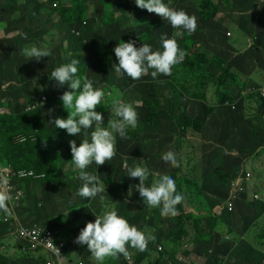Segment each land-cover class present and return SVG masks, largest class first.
Returning <instances> with one entry per match:
<instances>
[{"label": "rangeland", "instance_id": "obj_1", "mask_svg": "<svg viewBox=\"0 0 264 264\" xmlns=\"http://www.w3.org/2000/svg\"><path fill=\"white\" fill-rule=\"evenodd\" d=\"M7 1L0 3V29L13 26L19 37L30 41L28 46L47 47L51 55L29 60L21 52L26 45L15 52L21 61L15 75L38 86L15 80L17 86L10 89L12 83L7 84L0 75V88L5 87L4 96L10 97L12 105L6 118L0 117V147L7 148L6 158L12 160L8 165L34 176L17 183L23 200L14 209L23 205L17 218L21 222H10L14 231L9 238L0 234V264H36L28 255L19 254L20 242L13 236L18 228L56 227L65 234L72 232L74 241L79 230L105 208H115L129 224L152 237L147 245L160 247L174 262L181 256L182 264H264V213L255 215L264 211V99L258 94L264 76V6L257 5V0H164L170 8L183 9L197 20L191 35L184 32L176 37L178 47L186 53L185 70L197 71V77L191 72V83L181 80L195 94L196 100H188L185 93L175 96L169 75L153 78L149 69L133 80L115 73L109 64L120 41L131 40L136 47L148 43L157 50L162 34L172 38L177 31L158 14L138 8L133 0H26L24 6L18 3L14 7ZM13 8L23 16L16 19L10 13ZM37 11L42 18L34 21L38 26H30ZM77 12L84 15L75 23ZM53 18L56 25L49 26L54 25ZM83 32H89L91 38L83 36L85 46L79 54L70 41L82 39ZM109 50L112 55L105 56ZM73 58L81 60L77 75L91 78L106 93L95 107L102 114L101 126L106 127L113 118L112 99L117 94L138 113L137 126L128 130L127 139L117 136L114 157L88 167L100 188L91 199L77 194L82 181L72 165L69 147L70 140L79 145L90 135H69L49 123L55 117H67L59 97L70 89L59 87L48 74ZM81 65L89 71L80 73ZM39 95L47 100L29 110L28 106L36 104L32 99L37 101ZM156 101L159 109L152 113ZM193 122L200 129L186 127ZM168 151L176 154L178 166L161 159ZM135 164L149 169L146 186L163 175L174 179L184 197L176 206L178 215L161 216L159 208L150 209L143 203L131 187L139 179L126 175L127 168ZM247 201L254 205L249 219L252 209ZM0 216L9 217L2 212ZM29 219L46 222L28 223ZM73 245L67 259L97 264L86 245ZM138 253L134 264H170L158 262L156 253ZM118 260V255L107 257L104 264H117Z\"/></svg>", "mask_w": 264, "mask_h": 264}, {"label": "clouds", "instance_id": "obj_2", "mask_svg": "<svg viewBox=\"0 0 264 264\" xmlns=\"http://www.w3.org/2000/svg\"><path fill=\"white\" fill-rule=\"evenodd\" d=\"M133 2L138 8L158 14L177 31L172 38L162 34L160 48L157 50H153L148 43L136 47L131 40L116 43L113 52L117 63L112 64L113 70L115 73L126 75L133 80L149 73V69H152L150 75L153 78L160 74L170 75L172 67L182 63L186 55L185 51L178 47L176 37L182 36L184 32L191 35L197 27L196 17L187 14L183 9L170 8L164 0H133ZM256 4L264 6V0H257ZM21 52L29 60L35 61L51 55L47 47H38L35 44L23 48ZM80 63L79 58H73L69 62L55 67L48 74L49 79L55 80L59 87L67 85V88L70 89L65 90L59 97L62 107L68 112L67 117H55L49 123L55 128L64 129L69 135H90V139H82L79 145L74 140H70L69 147L72 165L74 170H78V178L82 181V186L78 189L77 194L91 199L96 197L100 188L97 186V176L90 173L87 170L88 167L92 164L102 165L114 157L117 136L127 139L128 130L137 126L138 113L132 103L122 102L117 98L119 95L117 94L112 99L114 116L108 120L106 127L101 126L103 123L102 114L96 111L95 107L101 105L106 93L102 88L97 87L91 78L77 75ZM0 90H2L0 105L4 108L0 115H4L10 112L12 105L10 97L4 96L7 90H3L2 87ZM42 97L45 95H39L37 101L34 98L32 101L42 102ZM89 128L92 129L90 132ZM20 142H22V138H20ZM161 159L172 167L178 166L176 154L172 151L163 153ZM0 164L4 167L1 161ZM126 175L139 179V183L131 187L138 191L143 203L148 208H159L161 216L175 217L178 215L179 210L176 206L183 201L184 197L181 192L177 191L176 183L171 176L163 175L151 186H146L145 181L149 176V169L140 164L128 167ZM21 181L17 179L13 181L17 191H19L18 185ZM131 187L129 195H131ZM11 200L12 195L8 191V178L0 176V212L9 216L13 214L9 204ZM94 217L93 221L87 222L79 230L74 242L86 245L97 264H104L107 257L118 255V259H122V255H128V247L143 251L152 239L135 225L129 224L115 208L111 210L105 208L101 214Z\"/></svg>", "mask_w": 264, "mask_h": 264}, {"label": "built area", "instance_id": "obj_3", "mask_svg": "<svg viewBox=\"0 0 264 264\" xmlns=\"http://www.w3.org/2000/svg\"><path fill=\"white\" fill-rule=\"evenodd\" d=\"M260 87L258 89L259 96L264 99V76L263 81L260 83ZM42 102H36L33 106L28 107L29 110L35 109L39 103H44L47 98L42 97ZM4 102V101H2ZM1 103V100H0ZM35 103V102H34ZM1 113H3L4 108L0 105ZM0 176H6L8 178V191L12 195V200L9 204L17 205L20 204L21 200H23V195L20 191H17L13 185L14 179L23 180L26 178L34 177L33 174H27L24 172H15L11 168L2 167L0 164ZM10 220V221H9ZM1 221V220H0ZM13 221L12 219H4L3 223H9ZM2 222V221H1ZM16 223V221H14ZM13 236L16 238L18 242L22 244L21 253L34 255L36 258H41V262L43 264H69L67 260V254L72 250V240L66 238L62 232L46 228V227H33V228H23L20 227L18 230L13 233ZM150 248L147 245L146 249L142 251L144 253L146 250ZM128 255L121 256V260L125 264H134L136 259L140 256L138 250L132 247H128ZM161 248L157 247L156 254L160 256ZM136 256H138L136 258ZM160 262V261H158ZM164 262V261H162ZM175 264H182V257L179 256L175 260ZM170 263V262H169ZM78 264H83L82 262ZM171 264V263H170Z\"/></svg>", "mask_w": 264, "mask_h": 264}, {"label": "trees", "instance_id": "obj_4", "mask_svg": "<svg viewBox=\"0 0 264 264\" xmlns=\"http://www.w3.org/2000/svg\"><path fill=\"white\" fill-rule=\"evenodd\" d=\"M83 15L84 14L82 12H77V16L75 18V23L80 22L79 20L83 18ZM81 25L82 24H79L78 26H81ZM67 31L69 32V30H67ZM81 36H82V39H74V38H71V41H70V43H72L71 45L73 47V50L76 51L79 54H82L83 53V46L82 45L85 46L83 39L84 38L85 39L91 38V35H90L89 32L88 33L83 32V34ZM83 36H84V38H83ZM56 47H57V43H56ZM111 55H112L111 50L105 52V56H111ZM115 60H116V58L115 57H112L111 60H110V62H109V64L111 65V64L117 63ZM80 67H81L80 73H85V72L89 71V68L87 66H85V65H81ZM103 70H104V68L101 65V71L103 72ZM191 72H192V70H190V71L185 70V67H184V64L183 63H180L178 65H174L172 67L171 74L174 75V78H171V75H169V81L171 82L170 83V86H172V90L175 93V96L176 97L179 94L181 95V94L185 93L186 94V97H187L186 99H188V100H191V99L196 100L195 94H192V95L190 94L191 87L190 88H186L184 86V84L182 83L183 81H181L182 78H183V80L186 81L187 83H191V81H192V74H193V76L197 77L196 76L197 75V71H193L192 74H191ZM175 77H176V79H175ZM195 84H196V82L192 83L191 86H193ZM193 91H194V89H193ZM171 100L173 102V100H175V99H173V97H172ZM32 103H34V101H32ZM167 104H168V100H167ZM180 104H181V106L184 107V105L182 103H180ZM192 104H194V103H192ZM152 105H153V108L151 109L152 113H157V111L159 109V104L156 101V102H152ZM173 106H174V104H173ZM194 106H196V105L194 104ZM6 116H7V114L0 115L1 118H6ZM199 123H200V121H199ZM186 127H191L194 130H197L198 128L200 129V127L196 124V122H193V124L191 126L186 125ZM30 135H31V137H36V134H34V133H31ZM6 154H7V148L4 147V146L3 147H0V161H1L2 165L4 167H11L14 171H19L18 169L13 168L11 165H8L7 161H9L11 163L12 160H11V158L7 159L6 158ZM28 181H31V180H28ZM248 202L249 201H247V204H249ZM249 207H251V209L253 211L251 210L248 213L247 219H249L250 217H252L253 214H254V213H252V212H254V205L249 204ZM262 213H264V211L255 213V215L257 216V215H260ZM211 222H213V221L211 220ZM216 222H217V219H216ZM216 222H215V224H216ZM12 231H14V229H12V225L10 223L0 222V234L3 233V234H5V237H8L9 238L10 233ZM244 236H245V233H244ZM21 248H22V244L20 243V249H19V251H20L19 254L20 255H22ZM156 252H157V247L154 246V247L148 248V250H146L143 254L150 255V254H153V253H156ZM23 255H28V254H23ZM164 255L165 254H163V253L160 254L159 261H165V262H170L171 264H175V262L172 261V259L167 258L166 255L164 257ZM28 256L30 258H33L35 260V263L36 264H43L41 262V258H36L34 255H28ZM137 257L138 256H136V258ZM116 263L117 264H125L123 262V260H121V259L118 260Z\"/></svg>", "mask_w": 264, "mask_h": 264}, {"label": "crops", "instance_id": "obj_5", "mask_svg": "<svg viewBox=\"0 0 264 264\" xmlns=\"http://www.w3.org/2000/svg\"><path fill=\"white\" fill-rule=\"evenodd\" d=\"M25 1L26 0H8L7 3L10 4L12 7L17 5L18 3L21 4L22 6H24L23 3ZM0 3H1V0H0ZM1 10H2V7H1ZM17 12L18 11H16L15 8H13V9H11L10 13H13L16 19H18L19 17L21 18L23 16V14H20ZM41 18H42V14L39 11H37V14H32V20H31L32 22H30V26H38V25H36L35 22H36V20H41ZM0 22L2 23L1 18H0ZM53 24L54 25L50 24L49 26H55L56 25V19L55 18H53ZM12 27L13 26H10L5 31L0 29V40L4 41V45H2V47H0V59L2 60L0 62V75L5 77L7 84L12 83L10 85V89H11V87H13V84L15 86H17V84L14 82L15 80H21V84H22V83H24V81L27 78V77L21 76L19 73H18V75H15V72L21 66V64H20L21 61L19 58L16 57L15 52H16L17 48L23 47L24 45L28 46L30 43L29 40H26L23 37H19V33H17L16 30L13 29ZM30 31L32 32L33 28H31ZM49 41H51V40H49ZM52 42H50V43H52ZM55 46H56V43H55ZM31 63L35 64L37 67H40V65L35 61H32ZM23 71L26 72V68L25 69L23 68ZM37 79L39 80V76H37ZM23 85H26V86L32 85L33 87H35V86H38V83L33 81V82L24 83ZM2 89L6 90L5 87H2ZM7 110H9V108H7ZM9 111H12V109ZM10 207L13 208V214L10 215L9 217H7V216L1 217L0 216V220L3 222L4 219H12L13 221H16L17 223L21 222V220H18L17 218L19 217V214H21V209L23 208V205L19 206L20 209H14L16 207V205H12V206L10 205ZM66 218L68 221L67 227L69 230V228H72L69 225L70 224V216L67 215ZM27 222L28 223H45L46 221L44 219H29V220H27ZM51 229H54L57 231L59 230L56 227H53ZM60 232H62L66 238H68V239L72 240V242H74L72 239L73 236H71L72 232L70 234L67 231H66V234L63 231H60ZM73 249H74V245H73L72 250ZM72 250L69 252V254L72 252ZM67 260L69 261V264H78L81 262V261L76 262L73 259H67Z\"/></svg>", "mask_w": 264, "mask_h": 264}]
</instances>
